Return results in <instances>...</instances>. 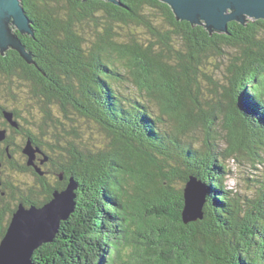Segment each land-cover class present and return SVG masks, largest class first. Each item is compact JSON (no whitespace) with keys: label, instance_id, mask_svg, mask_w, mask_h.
I'll list each match as a JSON object with an SVG mask.
<instances>
[{"label":"trees","instance_id":"16d2710c","mask_svg":"<svg viewBox=\"0 0 264 264\" xmlns=\"http://www.w3.org/2000/svg\"><path fill=\"white\" fill-rule=\"evenodd\" d=\"M21 1L34 36L17 34L33 64L9 50L0 53V75L29 87L44 113L40 137L63 126L57 107L111 142L92 148L78 129L62 127L52 156L28 131L25 145L30 139L48 158L36 155L44 178L55 163L65 179L38 202L31 197L39 186L18 196L23 190L13 184L11 199L0 198V238L21 203L41 207L74 178L76 210L54 242L34 252V264H117L130 248L135 264H264V176L253 181V197L226 188L227 160L243 155L249 137L264 144V20L210 33L178 21L159 0ZM131 28L151 40H138ZM5 111L18 122V111L0 106L3 123ZM63 133L72 141L60 144ZM23 158L11 172L44 180ZM191 177L207 188V203L203 220L185 223Z\"/></svg>","mask_w":264,"mask_h":264},{"label":"water","instance_id":"95a60500","mask_svg":"<svg viewBox=\"0 0 264 264\" xmlns=\"http://www.w3.org/2000/svg\"><path fill=\"white\" fill-rule=\"evenodd\" d=\"M89 1V0H84ZM121 6L119 0H104ZM171 7L179 21L191 25H204L210 32L226 33L228 24H245L248 20H264V0H159ZM34 36L31 21L21 0H0V53L16 51L28 64L32 57L23 45L18 34ZM11 127L19 129L13 113L4 112ZM7 139V131L0 129V143ZM28 158V166L44 175L35 164L40 150L29 139L23 149ZM43 161H48L45 157ZM64 181V173L59 174ZM78 184L74 178L64 190H55L51 201L41 207L26 208L22 203L12 216L7 232L0 238V264H34V252L45 244H51L59 232L60 225L76 210ZM185 223L204 219L203 209L207 200V189L196 178L191 177L184 190Z\"/></svg>","mask_w":264,"mask_h":264},{"label":"rangeland","instance_id":"374dc122","mask_svg":"<svg viewBox=\"0 0 264 264\" xmlns=\"http://www.w3.org/2000/svg\"><path fill=\"white\" fill-rule=\"evenodd\" d=\"M130 30L136 34L138 40L142 39L145 42H149L151 40L148 31L144 29L131 28ZM87 34H89V32H87ZM0 106L9 110L14 108L19 112L21 118L19 117L17 120L19 124L22 125L21 131L23 133H27L28 131H30L32 134L37 135L44 143L42 151L46 152L48 155L55 156L54 152H51L49 150V147L56 146V141L54 140L53 134H55L54 131L62 133V127L69 131H73L74 128L78 129L77 131L79 132V134H81V141L88 146H92V148H105L111 142L109 137L105 135V133H103V131H101L93 123L90 122L87 124L84 119L71 113L68 115L69 119H66L65 117H63L61 112L59 113L57 107H54L52 112L57 118L56 120L62 121L63 126L54 131L52 128H45V135L40 137L39 127H41L42 125L44 113L40 109V106L37 104V101L32 99L29 87L25 83L19 82L15 78H8L0 75ZM13 119H15L14 116ZM2 124L3 121L0 118V127L2 126ZM20 127L21 126H19V129ZM9 128L10 127L8 126L9 131L7 132V135L12 138L13 144L11 145V148L13 150H17L18 146H25V137L14 135ZM218 129L220 131V134L222 135L224 133L223 126H220ZM63 135L64 136L61 138L60 144L64 145L66 140L72 141V138L70 139V137H68L64 133ZM65 136L67 138H64ZM260 140L263 139H261V137L259 136H256L255 139L249 137L248 141H246L247 144L242 147L245 148V152L242 153L243 155H240L239 158L227 160L226 162V166L229 171V174L226 178V188L235 196H237L238 194L241 196L253 197L258 191V188L256 185H254L255 183L253 181H255V178L264 176V144L262 145ZM16 154V159L20 163H23L25 159L22 156H19V153ZM22 154L23 153H21V155ZM39 154L43 156L41 153ZM256 154L261 156L260 159L256 156ZM256 160L259 161L256 162ZM52 164L57 166L55 163ZM52 164L48 166L51 173L46 174L45 177H47L46 179L51 184H54V182L58 180L59 177L56 176L55 172L57 169L52 166ZM2 169L4 170L3 173L0 174L1 178L12 181L14 184L22 188V190L28 187L36 186L37 184V178L30 173L27 174L22 172H10L6 171L5 167L1 168L0 171ZM38 196L39 195H37V197ZM135 259L136 256H132V249L130 248L125 251L123 259L120 260L117 264H135Z\"/></svg>","mask_w":264,"mask_h":264},{"label":"flooded vegetation","instance_id":"af4514ba","mask_svg":"<svg viewBox=\"0 0 264 264\" xmlns=\"http://www.w3.org/2000/svg\"><path fill=\"white\" fill-rule=\"evenodd\" d=\"M5 121L6 122L2 124V126L0 127V129L3 128L4 130H6L8 132L9 131L8 130V126H9L10 127L9 128L10 131L14 135H18V136H21V137H25V134L26 133H23L21 131L22 130V125L19 124L21 126L20 129H15V128L11 127V125L7 122V120H5ZM9 143L11 145L13 144L12 138L9 135H7V139L4 142H1L0 143V153L2 152L3 149H5L6 150V153H7V156L9 158V160H7V159L4 158L3 162H0V169L3 168V167H5L6 171H10L11 172V168L10 167L11 166L14 167L15 164H16V162L19 163V161L16 159V155H17L16 153H19V152L17 150H13L11 148V145ZM21 153L22 152L19 153L20 154L19 156H22L23 157L24 154L21 155ZM24 162H25V160H24ZM3 170L4 169H2V172H3ZM0 173H1V171H0ZM42 176H43V179L44 180H42V181H38L37 180V184H36V186H39V189H40L39 192L37 193V194H39V196L37 197L36 195H34V196L31 197V200H34V201H37V202L38 201H41V197H42V199H44V198L50 196L52 189L55 188L56 185L58 184L57 181H55L54 184H51L46 179L47 177L44 178V175H42ZM40 178H42V177H40ZM13 184L14 183L12 181L5 180L4 178H1V175H0V198H6V199H8V201L11 199L9 196H11V194H12L11 191L15 188ZM32 187H35V186H32ZM30 190H32V188L31 187H28L25 190L20 191V193H18V196L19 195H23L24 193L27 194L26 191L29 192ZM96 212L98 213L97 209L96 210H93V213L94 214H96ZM98 214L100 216V213H98ZM92 226H94V224H92ZM2 230H3V226L0 225V235L2 234ZM93 231H94V229H92V230L91 229H88L87 234H91V233H93Z\"/></svg>","mask_w":264,"mask_h":264}]
</instances>
